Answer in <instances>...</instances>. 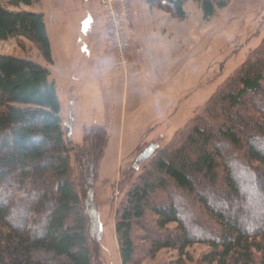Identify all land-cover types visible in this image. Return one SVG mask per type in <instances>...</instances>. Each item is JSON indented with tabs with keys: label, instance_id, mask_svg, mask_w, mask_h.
Returning a JSON list of instances; mask_svg holds the SVG:
<instances>
[{
	"label": "trees",
	"instance_id": "1",
	"mask_svg": "<svg viewBox=\"0 0 264 264\" xmlns=\"http://www.w3.org/2000/svg\"><path fill=\"white\" fill-rule=\"evenodd\" d=\"M37 1L0 0V40H31L51 63L43 12L22 7ZM196 1L207 18L230 0ZM147 2L185 17L184 0ZM49 75L33 59L0 53V264H45L32 257L36 250L71 264H93L98 255L90 241L96 232L91 197L107 132L92 125L82 143L66 136L71 125L62 129ZM151 145L137 154L135 166L142 165L117 209L121 264L133 263V232L146 223L157 228L145 237L151 256L161 248L183 254L201 242L208 246L201 263L264 264V37L181 130L158 148ZM226 156L246 174L256 205H246L237 167ZM154 195L158 204L149 202ZM189 209L205 217L201 226L194 215L184 219Z\"/></svg>",
	"mask_w": 264,
	"mask_h": 264
},
{
	"label": "rangeland",
	"instance_id": "2",
	"mask_svg": "<svg viewBox=\"0 0 264 264\" xmlns=\"http://www.w3.org/2000/svg\"><path fill=\"white\" fill-rule=\"evenodd\" d=\"M96 1L104 17L107 42L113 52L114 60L109 57L108 68L100 67L98 60L92 61L78 55L77 58H68L66 61L59 55L60 36H55L58 31L55 24L48 26V35L53 47V59L57 65L60 64L63 68L66 64L73 69L77 65H90L95 71H103L100 73H103V77L105 75L104 80H111L109 86H101V91L109 96L105 94V100L99 104L90 103V97H87L88 102H69L67 89L72 78L64 70L58 78L57 92L62 129L66 131L68 124L71 125L66 136L82 143L86 130L92 125L97 127L100 122L106 129L107 142L99 162L95 192L91 197L96 232L90 241L93 247L97 244L98 250L93 264H121L114 224L123 194L142 165V162H139L138 166H135L137 154L150 144L154 146L151 145L149 150L158 148L177 130H181L193 114L201 110L226 77L246 60L249 52L259 46L264 37V0H230L207 18L203 17L198 1L184 0L183 19L173 17L165 9L157 7V4L145 5V0H130L129 20L133 41L140 46L141 53H133L134 56L126 66L118 65L114 58V51L108 39L105 10L99 0ZM52 3V0H40V3L29 8L46 12V21L49 23L48 12ZM161 6L166 7L165 4ZM140 41L147 48L149 61L164 69V76L161 78L164 82L152 94L150 85L147 86L148 89L143 86L147 92L140 90L139 101L132 111L134 103L130 101L129 89L133 86V74L125 76L123 70H127L135 58L141 57L143 49ZM0 53L27 57L51 68L36 44L23 37L0 40ZM49 77H58V72L51 69ZM97 105L104 107L106 112L103 116L97 107L93 108ZM208 121L213 125L212 120ZM236 153L233 152L232 155ZM226 157L231 160L234 158ZM231 162L237 167L238 172L235 175L241 181L242 191L248 197L246 205H256L259 201L253 198L254 195L247 193L251 185L245 177L246 174L237 166L235 160ZM217 188L218 186L216 190L219 191ZM158 198L159 196L154 195L149 202L158 204ZM238 205L240 203H237ZM197 211H185L184 219L194 215V222L198 227L203 224L205 217L199 216ZM146 219L151 222L149 214ZM146 225L145 229L136 227L133 232L136 250L132 264H204L199 262V257L208 246L201 242L186 246L183 254L174 248H161L151 256L148 252L149 242L145 237L155 236L157 228L154 223ZM173 226L174 224L169 225L170 228ZM197 227L193 226L195 232ZM32 252V257L44 259L45 264H71L61 255L54 256L42 250ZM234 257L235 255L231 257V262Z\"/></svg>",
	"mask_w": 264,
	"mask_h": 264
},
{
	"label": "crops",
	"instance_id": "3",
	"mask_svg": "<svg viewBox=\"0 0 264 264\" xmlns=\"http://www.w3.org/2000/svg\"><path fill=\"white\" fill-rule=\"evenodd\" d=\"M52 6L49 8V18L46 21V12L43 10H32L29 6L40 3V0L34 2L30 5H23L22 7L31 11H41L44 14V22L48 34V26L50 24H55L56 35L60 36L58 38L61 57H64L67 61L68 58L75 59L77 55L79 57L88 58L89 60H98L97 64L103 69L108 68L109 63L107 62L110 58L113 59V52L108 45L107 35L105 30V21L101 8L96 0H52ZM145 5H148L147 0H145ZM134 2V1H133ZM154 8V7H152ZM152 8H150L152 10ZM63 18V20H62ZM50 32V30H49ZM50 42L51 55L53 53L52 43L48 35ZM141 43V41H140ZM142 45L143 52L141 57L135 58L132 64L129 65L127 70H123L125 76L132 73L131 80L133 86L129 89L130 101L134 103L132 106V111L135 110L137 103L139 101L140 90L142 92H147L148 85L151 86V94L155 93L162 84L164 76V69L162 67H156L155 64L150 60L147 55V48ZM110 57V58H109ZM45 60V59H44ZM46 61V60H45ZM91 61V62H92ZM53 59L52 62L48 63L50 65L49 70L51 74V69L58 72V77L52 78L56 85V92L58 86V78L61 76L64 70L69 77L72 78L71 84L68 85L69 102L79 101L88 102L87 97H90V103H101L106 98L104 96L105 92L101 91V86H109L111 80H104L102 70L95 71L94 68L89 66H79L77 65L74 69L64 65L65 67L57 63ZM90 62V63H91ZM119 67V66H118ZM120 68V67H119ZM143 86L147 87L144 90ZM134 87V88H133ZM58 94V92H57ZM108 95V94H107ZM109 96V95H108ZM110 101V100H109ZM98 108L101 115L103 116L105 109L103 106H95L93 108ZM100 125V122H98ZM96 124V123H95ZM104 126V125H103Z\"/></svg>",
	"mask_w": 264,
	"mask_h": 264
},
{
	"label": "built area",
	"instance_id": "4",
	"mask_svg": "<svg viewBox=\"0 0 264 264\" xmlns=\"http://www.w3.org/2000/svg\"><path fill=\"white\" fill-rule=\"evenodd\" d=\"M105 10L108 24L109 44L118 65L126 66L133 53H141L140 46L133 41L129 20L130 0H99Z\"/></svg>",
	"mask_w": 264,
	"mask_h": 264
}]
</instances>
